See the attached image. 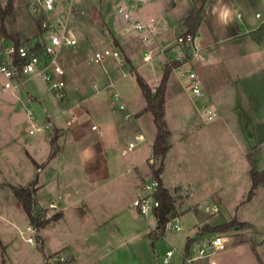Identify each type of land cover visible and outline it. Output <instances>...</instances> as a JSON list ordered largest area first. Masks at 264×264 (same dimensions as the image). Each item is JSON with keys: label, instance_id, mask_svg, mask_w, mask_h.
Returning a JSON list of instances; mask_svg holds the SVG:
<instances>
[{"label": "crops", "instance_id": "0c3cea01", "mask_svg": "<svg viewBox=\"0 0 264 264\" xmlns=\"http://www.w3.org/2000/svg\"><path fill=\"white\" fill-rule=\"evenodd\" d=\"M136 1L110 0L112 4L128 6L132 10L133 21L144 26L152 24L154 29L135 31L129 22L115 16L123 26L117 27L119 30L116 29L117 35L121 36L118 41L116 40L119 47L109 45L103 50L116 49L119 56L123 60L127 58L131 65H133L131 53L133 49L138 50L139 53H142V63L133 65V67L148 86L155 88L160 81L166 61L173 60L175 57L182 60L183 54L174 44V40L186 31L182 19L199 0H164V6L161 4L162 0H159L160 8L158 10L147 4L157 0H150L140 5ZM172 11H174L172 13L173 21H169L167 15ZM255 13H264V0H205L200 12V22L191 45V59L188 61L185 57L186 54L184 55V63L170 73L165 88L164 121L171 132V137L168 141L170 149L163 160L161 181L170 152L174 146L182 145L184 139L181 135L175 136L167 116L169 94L172 99H179L183 90L186 91V87L190 86V82L188 83L187 78L181 75V71L189 70L191 65L194 67V74L202 92L201 97L194 98L195 111L200 112L202 108H210L219 119L221 117L219 108L227 98L232 102L230 104L232 112H236L235 110L239 107L244 110V117L240 118L242 122L236 130L239 131L236 134V141L240 146V153L237 157L228 158L223 162L226 164L224 167L227 168V175L234 180L233 182L242 180V186L236 192L238 196L234 199L232 206L235 212L240 211L239 218L237 219L234 215L232 219L225 220L219 214L223 204L219 196L221 189L218 188L219 183L216 182L213 184L215 188H204L206 198H212L211 204L205 205L204 211L211 213L212 216L210 219H203L197 224H193L192 235L186 237V240L193 238L203 225L215 227L231 221L243 224L242 228L231 229L233 230L231 234L220 232L228 237L229 241L226 249L215 256V264H264V184L257 187L250 201H244L250 188L248 176L250 164L246 154L251 149L255 150L257 171H264V39L262 37L259 41L256 40V31L264 25L257 21ZM151 20L153 23H150ZM169 22H171L170 25ZM132 40L134 41L131 42ZM67 49L69 48L63 50ZM145 55L150 57L148 61H144ZM104 61L105 65L98 69V73L95 74L94 79L91 78L90 82L93 90L111 89V95L107 93L106 96L109 111L104 115V122L101 125L104 127H100L93 148L90 146V148L83 149L81 153L77 152L62 167L55 164L65 150L63 145H59L58 154L49 162L39 163L27 151L28 155L38 165H41L36 169L31 179V181L36 179L34 188L37 208L46 210L48 216L60 213L59 220L50 223L38 232H28L26 230L29 227L28 220L12 192L8 187L6 191L5 188L0 187V246L4 264H17L15 256H10L8 250L15 243L17 234L23 235V231L9 218L12 209L17 210L19 216H24L25 232L29 235L33 233L34 239L35 236L40 238L42 252L38 249L37 243H35V247L40 253L42 264H45V258L54 256L66 260V264H82L83 253L88 255L100 252L107 242H119L123 237L122 233H125L124 236L128 237L130 243L144 244L147 234L156 226L152 215L141 216L130 208L131 203L141 196L139 191L141 183L151 177L148 160L152 158L151 149L156 133L153 118L146 108V101L141 91L144 103L136 106L131 103L128 96L121 92L124 86L123 78L128 75V72L123 70L128 71V69L126 67L118 68L116 66L118 60L113 58H107ZM148 78H152L153 82L149 84ZM66 82L64 93L69 92L67 79ZM224 86H226L225 94L221 91ZM75 88H78L79 98H87L90 87L86 80H83L82 85H76ZM116 96L119 98L118 103L113 101ZM238 97L240 101L236 104L235 101ZM119 104L124 106V110H119ZM70 109L71 107H68L61 111L60 116L65 117ZM184 113L186 112L180 111V114ZM150 123L153 128L150 127ZM204 123L210 124L206 121ZM62 125L65 124L62 122ZM63 126L56 128L59 131L57 141L62 138L60 137L61 129L65 130V134L68 131ZM195 130H198L197 127ZM90 131H93L91 127ZM137 135H142L144 139L136 141L135 136ZM130 142H133L135 147L131 152H125ZM211 144H213L212 137ZM219 162V157L215 156V165L218 166ZM177 164L179 163L176 162ZM27 182L16 185L8 183V185L24 186ZM162 185L170 192V188L165 186L163 181ZM176 186L180 185L174 184L172 188ZM98 188H102L105 192L109 190L111 195L114 193L120 195L121 191L128 193L125 207L108 208L103 202L105 199L98 196L101 191H98ZM170 195H173L172 192ZM173 205L174 213L166 224L170 227L178 226L177 224L170 225V223L176 216L185 212L183 210L184 212L179 214L174 202ZM213 206H216L217 212L212 211ZM122 210L125 214L127 213L125 217H128L131 222V229L122 233L106 229L105 226L112 219L117 218L119 214L121 216ZM74 224L77 228L76 233H72ZM178 227L179 231L172 232H180L181 227ZM47 231L55 238V242L49 240L47 244L55 246L53 251L47 250V245L45 246L47 239L46 234L43 235V233ZM57 234L59 237L62 234L65 237L69 235V241L58 238ZM215 234L218 233H204L197 236L187 253L184 250L180 253L177 264H188L186 259L190 257L191 250L195 254L193 246L196 245L197 248L203 240ZM29 237L31 238V236L27 238ZM172 251L174 255L175 249ZM133 255L135 256V254ZM200 264L207 263L200 262Z\"/></svg>", "mask_w": 264, "mask_h": 264}, {"label": "rangeland", "instance_id": "374dc122", "mask_svg": "<svg viewBox=\"0 0 264 264\" xmlns=\"http://www.w3.org/2000/svg\"><path fill=\"white\" fill-rule=\"evenodd\" d=\"M159 2L157 0L147 4L158 10L160 8ZM199 2L200 0L195 4H199ZM4 4L5 0H0V5L4 6ZM161 4L164 6V0L161 1ZM117 6L112 4L110 0H86L69 10L61 9L51 15L49 21L51 29L57 33L68 32L76 39V46L62 50L58 58L60 65L66 72L68 93H64L60 99L54 98L40 80L27 78L20 85L15 95L0 94V187L5 188V191L8 183L16 185L28 181L24 186L28 185L36 169L30 163L27 151L37 162H45L50 149L49 138L52 137L53 128L63 126L62 122L65 124L63 127L67 128L68 131L65 134V130L61 129L60 137L62 138L57 141V145H63L65 150L55 164L56 166L66 165L67 161H70L77 152L81 153L83 149L90 148V146L93 148L96 144L94 140L97 138L100 127H104L101 126L104 122V115L109 111L106 96L107 93L111 95V89L97 91L98 89L93 90L91 88V78L94 79L98 69L105 65V61L96 64L92 58L94 53L99 52V49L102 51L106 46L114 45L109 32L115 40L118 41L121 38L116 31L119 27H123L115 17L121 18L117 14ZM173 12L167 13L169 21H173ZM36 21V17L28 12V0H14L13 17L6 19V28L19 33L20 44L29 46L43 37L42 33H38ZM179 37L175 38L174 44L179 47L183 57L182 60L178 57V59L175 57L173 60L183 61V58L187 57L186 59L189 61L192 48L190 45L177 42ZM130 57L134 66L141 65L142 53H139L138 50L133 49ZM114 60H118L116 64L118 68L126 67L128 69V71L123 70L128 72V75L123 78L124 86L121 92L130 98L134 106L144 103L134 76L129 73L130 66H126L120 56ZM191 66L189 70L194 73V67ZM83 80H86L90 90L87 92V98L81 99L77 94L78 88L74 89V87L82 85ZM148 80L149 84L153 82L152 78H148ZM187 82L189 83L188 79ZM185 90L179 99H172L169 94L168 121L175 136L181 135L184 139L182 145L174 146L170 152L166 168L162 174L163 184L170 188L178 213L181 214L185 211L182 215L176 216L170 223V225L177 224L180 226L181 231L172 232L170 226L167 225L163 236L153 242L147 237L144 244L130 243L128 237L124 236L125 233L122 232L131 229V222L128 217H125L127 213L125 214L122 210L121 216L119 214L117 218L112 219L105 226L106 229L122 233L121 240L114 243L107 242L100 252L88 255L83 253L82 264H163L165 253L172 249H175V252L169 262L170 264H177L178 257L184 250L186 237L192 235L191 227L193 224H197L203 219H210L212 216L211 213L204 211L205 205H210L212 202V198H206L204 188H215L213 184L216 182L219 183L218 188L221 189L219 196L223 204L219 214L225 220L232 219L234 215L237 219L239 218L240 211L235 212L232 206L234 199L238 196L236 192L242 186V180L233 182L234 180L228 177L227 168L224 167L226 164L223 162L227 161L228 158L237 157L240 153V146L236 141V134L239 131L236 130L242 122L240 118L244 117V110L239 107L235 110L238 111L237 113L232 112L230 108L232 102L228 101L227 98L219 108L221 117L217 119L215 116L210 124L204 123L203 113L194 110V98L189 97L191 96L190 86H187ZM221 91L225 94L226 86ZM236 99L235 102L238 104L239 97ZM113 101L118 103L119 98L116 96ZM68 107H71L70 112L65 117H61L60 112L68 109ZM182 110L186 113L180 114ZM29 117L32 118L29 119ZM72 118L74 122L70 123ZM237 118L238 122L236 121ZM150 124V127L153 128L152 123ZM92 126L96 130L91 132L90 127ZM196 127L197 131L195 130ZM30 131H32L31 134ZM76 131L77 134H75ZM211 137L213 144L210 145ZM215 156L219 157L220 160L218 166L215 165ZM176 162L179 164L176 165ZM174 184L180 186L172 188ZM99 190L101 191L98 196L105 199L103 202L108 208L125 207L128 193L121 191L119 193L123 195L116 193L111 195L109 190L105 192L102 188H98ZM9 218L23 231V235L17 234V239L9 248L8 254L15 256L17 264H42L40 253L35 247L33 233L29 235L25 232L24 216H19V212L12 209ZM72 231V233L77 232L75 224ZM232 232L233 230L230 229L225 234L228 235ZM44 234H46L47 239L45 246L49 240L55 242L53 234L49 231L44 232ZM28 236L33 239V245L25 241ZM57 236L69 241V235L65 237L62 234L59 237L57 234ZM53 247L55 246L47 245L46 249L53 251ZM195 249L196 245L193 246L194 251ZM1 254L0 246V264ZM193 255L191 250L190 257ZM55 263L66 264L67 261L58 256L48 258V264Z\"/></svg>", "mask_w": 264, "mask_h": 264}, {"label": "built area", "instance_id": "2783aa9c", "mask_svg": "<svg viewBox=\"0 0 264 264\" xmlns=\"http://www.w3.org/2000/svg\"><path fill=\"white\" fill-rule=\"evenodd\" d=\"M150 0H137V4H143ZM83 0H28V12L30 15L40 19L42 29V39L33 42L29 46L23 44L16 45L12 41L0 39V94L15 95L18 88L27 78L40 80L46 90L57 99H60L66 88V72L60 65L58 58L60 52L64 48H72L76 46V39L70 33L62 31L55 32L49 26L51 15L61 9H70L73 6L81 4ZM117 14L121 18L130 23V26L135 31L147 29L150 31L154 26L149 24L144 26L132 19V10L126 5H118L116 7ZM257 21L264 25V13H255ZM150 23H153L151 20ZM194 37L186 36L179 37L176 41L185 45H192ZM39 44V45H38ZM107 58L118 59L119 52L116 49H104L93 54V62L96 64L102 63ZM149 56H144V61L149 60ZM121 65V64H119ZM181 75L185 76L190 82L191 95L193 98H199L202 95L198 80L194 73L189 70L181 71ZM119 110H123L124 106L119 104ZM204 121L211 122L215 118V113L210 108H202ZM32 117H29L31 119ZM74 119L72 118L71 122ZM92 130H96L94 126ZM32 131H30V134ZM142 135L135 136L136 141H142ZM135 144L130 142L125 152H131ZM152 165L153 158L148 160ZM158 183L151 176L149 179L141 183L139 191L141 196L135 199L130 208L135 213L141 216L152 215L153 210L158 207V201L155 198ZM213 212H217L216 206L212 207ZM48 216V214H47ZM171 231H179L180 228L176 225L170 227ZM27 231L34 232L32 228L27 227ZM229 238L222 234H215L203 240L196 248L195 254L186 259L188 264H215V256L224 251L227 247ZM27 242L33 244L32 238H27ZM173 256V251L168 250L163 258V263L167 264Z\"/></svg>", "mask_w": 264, "mask_h": 264}, {"label": "trees", "instance_id": "16d2710c", "mask_svg": "<svg viewBox=\"0 0 264 264\" xmlns=\"http://www.w3.org/2000/svg\"><path fill=\"white\" fill-rule=\"evenodd\" d=\"M205 3V0H200L199 4H195L192 10L187 14L185 18L182 19V24L185 26L186 31L181 34V37L195 36L197 26L200 22V12ZM14 13V0H5L4 6L0 5V39L12 41L14 44H20V34L14 32L13 30H8L6 28V19L12 18ZM38 33H42L40 19L36 21ZM110 36L113 38V44L117 48L119 47L114 36L109 32ZM256 40H260L264 37V27L258 28L256 31ZM39 45V44H38ZM184 61L179 60H168L166 61L162 76L158 85L155 88H151L147 85L144 79L138 74L136 69L131 65L130 61L125 58L124 64L129 67V73L134 76L135 82L140 89L145 101L146 108L150 112L153 118V124L155 126V138L152 144L151 154L154 163L150 165L151 176L157 181L158 187L155 193V198L158 201V207L153 210L152 216L155 219L156 226L154 230L147 234V237L153 242L155 239L162 237L165 232L166 224L169 221V217L174 213V199L170 195L168 189L164 188L162 181L160 179V174L163 169V160L170 149L169 138L171 137V132L167 128L164 121V101H165V88L168 77L170 73L181 66ZM52 137L50 138V152L47 157V162L55 158L59 152V146L57 145L58 133L56 128H53ZM255 150L251 149L247 154L246 158L250 164V171L248 172L250 180V188L245 195L244 201L248 202L254 196L255 191L259 185L264 184V171H257L256 160L254 153ZM29 160L35 169L41 167L38 165L29 155ZM36 179L34 178L26 186H13L7 185V187L12 192L13 197L20 205L22 211L26 215L29 226L33 231L38 232L40 229L45 228L50 223L56 222L61 217L60 213H56L52 216H47L46 210H38L36 201ZM234 227L242 228L243 224L237 223L236 221H231L228 223L221 224L219 226L210 227L203 225L198 234L193 238L187 239L184 247V252L187 253L190 245L195 242L196 237L204 233H220L227 232ZM35 243L38 244V249L42 252L41 240L38 236H35ZM45 264H48V259L45 258ZM1 264H4V259L2 257ZM60 264V263H55Z\"/></svg>", "mask_w": 264, "mask_h": 264}]
</instances>
